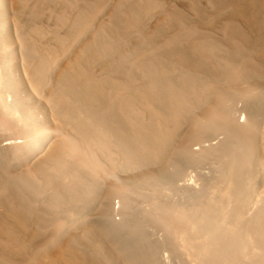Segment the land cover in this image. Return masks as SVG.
Returning <instances> with one entry per match:
<instances>
[{"label":"rangeland","instance_id":"rangeland-1","mask_svg":"<svg viewBox=\"0 0 264 264\" xmlns=\"http://www.w3.org/2000/svg\"><path fill=\"white\" fill-rule=\"evenodd\" d=\"M28 1L29 0H27V2ZM38 1L37 0H31L30 3H28L29 7L26 9H24V8L22 9L20 4H18V6H17V3H15L16 0H0V17H1L0 20H3V19L7 20L6 27L0 26V32H2V34H4V37L0 40V55L1 56H6V57L12 58L16 54H18L21 57L25 51L19 47H14V45L12 47L10 46V41L8 39V38H10L9 29H12L14 26V20H13V16H14L15 21L17 20V22L20 21L22 24H26L27 27L25 26L24 32H26V35L28 36L27 40H31V43H30V41H28V42H29V44H32L34 46L37 53H39L38 51H40V52H43L40 54H42V55L44 54L45 56H48L49 53L51 52V50H55V51L58 50L57 53L59 55V59L54 64V66L51 68V70L48 72L50 78L52 75H54L52 77V81L55 80L57 73L66 67L68 62H72V63H76L75 64L76 70H81V71L83 70V72H85V73L88 72V74L92 78H95L98 76L97 77L98 79H94V80H96L100 84L101 83L104 84L102 88H103V91L105 92V95H110V90L113 88L114 81H117L116 83H118L117 85H119V81L122 80V82H120L121 85H119L120 87L119 86L116 87L117 85H115V87L118 89L125 88L122 86L124 84L123 82L128 78L127 75L130 76V74H132L131 72H133V73L135 72V71H133V68L138 67L136 73L134 74L135 78L131 80L132 83L130 84L129 82H125L126 85H131V86H129L130 87L129 89H126L125 93H131L132 95H135L137 91L133 92V90L138 89L139 90L138 92H140L141 90H143V88L147 87L146 85L149 84L150 78L145 73V69L147 68V66L151 67V64L154 63V69H156L162 73L167 72V73H163V74L165 76L167 75L166 77L173 80L178 86H180V87L182 86L183 88L187 87V82H188L187 77H189V76H187V74H190L193 77L192 79L195 80V81L194 80L193 81L198 85V89L195 92L189 93L188 101H195V102L186 103L185 104L186 106L182 107V108L188 110V109H190V107H192L191 104L195 103V105L196 104L197 105L196 106L193 105V108H195V107H198V108L190 109V113L184 112V110L181 108L182 110H180V111H182V112L179 111V116L182 117L184 115L185 119L183 117H182V119H184L185 121H183L180 118L181 123H183L184 125H182V127H180L181 130L178 128L175 129V131L180 130V131H177L180 134L174 131V134L172 137L174 139H177V140L172 139V142L174 141L172 144L175 147L181 145L183 141L184 142L186 141L188 144V151L186 152L187 154L184 153L182 155L175 156L172 159V160L175 159L176 163L178 164V165L176 164L177 166L174 164H171L174 161H164L163 164L158 165V166H156V165L159 162H156V163L155 162H152V163L151 162H148V163L143 162L141 164L145 165V164L151 163V166L146 165L147 167L146 168L144 167V169H146V170L143 169V166H141L139 168V166H140L139 163L136 164V162H134L135 164H133V162H131L126 157V155H124V156L122 155V154H124V153H122L123 151L120 148H118L117 146H114V144H112V143H106L105 142L104 148H101L103 146H101L99 144H95L93 142L90 143L89 140L84 142V140H86V139L81 140L80 136L75 135L77 133L75 132V130L73 128L74 121H72L73 123L69 122L67 124H63L61 127H63L64 125H66V126H64L65 129H64V127H63V129H61V127H60L61 130L59 129L58 131H61V132L53 131V133L51 134V136L53 138H57V135H59L60 133H61V135L64 136V133H65L67 135H73L76 137V139L78 138L79 140H81V141H79L77 139L79 141V143H81V144L84 143V145H82L84 155L87 156L86 153L88 152V154H90L88 156V158L90 160H92V162H93V165H92L93 167H90L87 170H94L92 173V174H94L93 175L94 177H96L98 175L97 178H98V180H100L99 182L101 185V187H100L101 188V196L95 202L81 207L80 210L75 214H72V212H69V211L62 208L64 211L69 212L68 214H71L70 216L74 215L75 219H76L75 222L72 220V222H73L72 224L70 222H68L69 225L68 224L62 225L64 228L69 229V227L73 226V224L76 223V225L74 224L75 228L72 227L68 231H67V229L61 228V230L64 229L63 231L65 233L63 234V231L60 232V229H55V227H53V226H57L56 221L59 218H61V219L63 218L64 221H71L70 219L67 218L69 215L66 216V214H65L66 212H64L63 210L60 209L61 211H59V215L56 214L54 216V213H56V210H58V209L47 210L48 208L45 207V203H43L42 201L41 202L38 201L39 200V199H37L38 197L36 198L37 199L36 204H38L39 209L38 208L37 209L39 211L42 209V207H44L46 209L43 208V210L41 212H39L38 210L36 211V208H34L35 206L30 208V206L32 204L31 202H34L36 200V199L31 200V197L33 198L36 194L34 196L29 197L30 194L34 193L33 191L26 189V188H18V191L22 190V192H23V193H18L17 189H15L16 190L15 193H17V196L19 195L21 197L18 196L17 198L12 199V202H14L16 200V202L14 203L15 206L24 212L27 211V213H26L27 217L31 216L30 218L28 217L29 222H30V229L27 228V230L26 229L21 230V233H23L22 237H24V239L31 240L30 246H33L35 244L34 247L43 245L45 248H47V247L51 248L50 252H49V249H47L46 255L44 257H42V259H41L42 264H49V263L51 264L50 258L55 257L58 254V252L60 251L61 245L63 243L66 244L67 242L72 241V240H76L75 242L74 241L72 242L74 247L76 248V250L78 252L81 251V253L85 254L86 257L89 258L90 261L92 260L91 262L96 263V264L101 259H102V261H100V263L102 262V264H106L105 261L103 260L104 255H102V254H108V255L110 254V256H112V257L114 256V258H115L114 261H117L118 264L128 263L126 261V259H127L126 256H131V257H133V259L134 258L138 259L136 261L134 260V262H135L134 264H136V262H138L139 260L141 262H139L138 264L143 263V261H144L143 264H145L146 263L145 259L146 260L152 259L153 261H150V263L154 262L153 264H199L198 262L202 263L201 261H203L205 259H203L204 256L199 257V254L202 255V253H205L204 249L203 248L199 249L196 247V249H199L198 250L199 252L197 254H195L197 252V250L195 249V246H192L193 241H191V243L188 244V245H191L192 247L186 248L188 246H186L185 242H187L188 240L185 241V239L191 238V237L193 238V236H197V238L195 237V239H196L195 241H200L201 239H205V237L200 239L199 238L200 233L195 235L196 229L192 230L195 233L194 235H192L193 233L191 234L192 231H190L189 236H191V237L188 236L186 238H185V236H181L179 233L174 231L173 228H171V230L166 229L169 226H171L169 224L167 227L166 224H168V223H166L167 220H165V219L169 218L168 216H170V214L165 216L166 214L169 213V211H168V213L165 212V214L164 213L161 214L160 212H157V211L160 210L162 206L159 207V206H155V205H157V204L162 205V203L163 204L166 203L165 208L169 209L170 208L169 204H171V203L176 204L177 202L178 203L181 202L179 205L183 206V210L189 209L192 207H197L196 206L197 201H198V204H201L202 202H208L209 199L212 198L211 193L218 194V193H216L217 188L222 187V189L227 190L228 189L227 186H229V187H231L232 185L234 186L236 182H240V181L241 182L239 184V187L241 185H242V187H247V191H246L247 195L245 197H241V198H237V199L234 198L233 194L229 195L231 199H232V197H233V199H235V200L232 199L234 201V203L237 202V200H238L237 203L233 204L232 201H230V199L227 198L228 195H226V194H228L227 192L229 189L227 190V192L225 190H223L224 193H222V191H220L219 195H217V196L219 197V199L221 198L219 201L220 203H221V201L222 202L225 201V203H226L225 207L226 208H227V206H230V204H231V207H234V205L238 206L235 208H237L238 209L237 211L240 212L239 217L241 219L243 227H244V223L250 219L248 224L245 223V228H241L242 229L241 231H243L242 233H240L241 235H237V236H239V237L242 236V239L245 241H248L247 239H250L249 242L253 241L254 244L253 243L250 244L247 242V245L245 246L246 248L238 247L235 249L234 254L236 255L238 253V251H242L241 253L240 252L238 253L239 254L238 256L243 255V257H241V258H243V260L245 259L244 260L245 262L250 261L249 263L247 262L246 264H259L258 260L262 259L264 257V253H262L264 251V234H261V235H258V234L264 233V232L259 231L257 233L256 232L257 230H255L253 233L254 229L251 228V225L258 221V220L257 221L255 220L256 217H259L258 215H263L262 211L260 212V210L264 209L262 206V205H264V203H263V201H264V199H263L264 198V170H262V168H264V163H263V161H264V146H262V145H264V142L262 140H259L261 137L264 138V133H263V131H264V72H263L264 71V37L262 36L264 34V7H262V6H264V5H262V6L260 5V4H263L264 0H260V1H263L260 4H257L259 2V0H256L257 1L256 3H253V2H255L254 0H252V1L251 0H217V1H213V0H104L102 5H101V9L98 11L99 13L96 12V6L98 4V0H94V1L93 0H71V1H68V0H49V1L43 0L42 1V0H40L41 2L40 1L38 2ZM95 1H96V3H95ZM218 1H220V2H218ZM69 2H71V3L69 4ZM152 2H154V3H152ZM216 2H218V3H216ZM35 3H37V7L35 6ZM90 3H92V4L89 5ZM147 3H150V4H147ZM141 4H143L142 6H145V7H142ZM214 4H216V6ZM73 5H75V8H77V12H75L76 9L74 8ZM123 5H125V6H123ZM155 5H157V6H155ZM83 6L86 9L89 8L87 10V11H89V13L96 12L98 15L96 13H95L96 15L94 14L91 21L89 22L88 29L84 33H82L83 36L81 34L80 35H74L72 33V31L71 32L68 31L69 28H65L64 26L65 25L67 26L68 23L70 25V23H71L70 21L74 20V19H71L69 21L68 17L69 18L76 17V15L78 14L79 11L84 10ZM217 6H220V7H217ZM32 7L35 10L37 9V12H39L37 17H34L35 14L32 15L30 13V10L32 9ZM34 7H36V8H34ZM148 7H151V8H148ZM143 8H145V9H143ZM86 9L83 12H86ZM240 9L244 10V11H241ZM150 11H151V13H150ZM238 11L239 12L241 11V12L239 13ZM1 12L3 13V16H2ZM37 12H36V14H37ZM10 13H11V15H10ZM64 13L66 15H64ZM75 13H76V15H75ZM131 13L136 14V16H137L136 21L137 22L130 23L131 16H133ZM112 14H114L116 16H114ZM125 14H126V17L124 16ZM128 14H129V18L127 17ZM243 14H245V15H243ZM63 16L65 17L66 21H64L65 19ZM111 16H113L114 19H112L113 17H111ZM143 17H144V19H143ZM110 19H112V20H110ZM208 19H212V20L215 19V21H211ZM212 22H213V24H212ZM96 25H98L99 27ZM180 25H181V27H180ZM233 25H235V26H233ZM32 26L33 27L38 26L40 29V33H36L34 30H32ZM119 26H121V27H119ZM67 27H70V26H67ZM104 27H105V30H103ZM133 27H135V28H133ZM117 28H119V30H117ZM131 28H133V29H131ZM231 28L233 30L236 28V30H234V31H236L234 34H233V32H229V31H233ZM65 29L67 31H65ZM193 29H194V31H193ZM131 30H133V31H131ZM160 30H162L163 32L162 31L160 32ZM102 31H105V33ZM124 32H126V33H124ZM69 33H71V34H69ZM39 34H42V35L39 36ZM66 34H68V35H66ZM72 35H74V36H72ZM121 35H122V37H121ZM165 35H167V36H165ZM169 35H172L173 38H172V36H169ZM232 35H235L234 38L231 37ZM55 36H57L58 39L55 38ZM59 36H61V37H59ZM65 36H69V37H65ZM123 36H124V38H123ZM183 36H184V39H183ZM62 37H64L66 39V40L65 39H63V40L68 45V51H67V49H64V50L61 49V48H63L62 42H60L62 40ZM77 37H78V40L75 41V39ZM196 37L198 39L197 41H196ZM69 38H71V39H69ZM73 38H75V39H73ZM181 38L183 41L179 42V41H181ZM59 39H61V40H59ZM67 39L69 40V42ZM202 39L204 41L206 40V43H207V41H209L210 43H207V44L215 47L213 53H215V54L219 53V55L213 54V57H210L208 55V53H206L207 51L205 49L199 47V45L202 44V42H203ZM95 40H97L96 41L97 43H99L101 45H105V56H96L92 61H89V62H87L88 60L84 57L82 60H81V58L76 59V57H78V56H74V55H77L79 53L81 47L85 43L90 42V41H95ZM168 40H169V42H168ZM81 42H83V43H81ZM167 42H168V44H167ZM186 42H188V43H186ZM211 42H214V45ZM179 43H182V44L185 43L183 45L184 47H182L181 46L182 44L180 45ZM192 43H194V44H192ZM203 43H205V42H203ZM153 45H155L156 47ZM165 45H167V46L165 47ZM196 45H198V46L196 47ZM118 46H119V48H118ZM158 46L161 48L158 49L159 51L154 52V50H152V49L156 50L157 48H159ZM169 46H171V48ZM10 47L13 49H11ZM151 47H152V49H151ZM163 47L166 49H164ZM194 47H196V48H194ZM113 48H114V50H113ZM190 48H192V50ZM220 48H221V50H220ZM42 49H43V51H41ZM171 49L173 51H171ZM198 49H200V50H198ZM165 50H167L168 52L166 53ZM195 50H197V51L195 52ZM75 51H77V52H75ZM169 51H171V53ZM185 51H187V52H185ZM219 51H221V52H219ZM172 52H174V53H172ZM182 52H184V53H182ZM198 52H199V54H198ZM158 53H161V54H158ZM131 54H133V56H131ZM156 54H158L159 56ZM183 55L187 59H191V60L190 61L181 60L180 58ZM72 56H74V57H72ZM171 56H175V57L173 58ZM216 56L219 57L218 62H220V63H221L220 60L225 59L223 64H221V65H223V68H222L223 70H220L221 67H219L218 65H216V66H218L219 68H215L216 70H213L215 67V66H213L214 64H209L210 66H207L208 64H205V63H209L207 61H211V59L215 60ZM121 57H123L124 59H121ZM153 57H156V59L152 60ZM110 59H112V60H110ZM94 60H97V61H94ZM129 60H131V61H129ZM231 60L235 61V63L238 62L239 63L238 65L240 66V68L246 64L250 66V67L244 66V68L242 67L241 69L239 67H237L240 72L241 71L244 72L246 70L245 75H249L248 73L251 74V72H253V73L257 72V74L255 73V75H258V76H255L252 73L251 75H253V76L249 75L248 78L246 76L247 80H249V81L241 82L243 84L237 82L238 83L237 84L235 82V80L229 79V75H227V73H229V69L227 68L228 62H230L231 64L233 63V65H237V64H234V62H232ZM164 62H165V64H163ZM86 63H87V65H86ZM145 63H146V65H145ZM185 63H187L189 65L186 66ZM210 63H213V62H210ZM80 64H81V66H80ZM173 64H175V65H173ZM204 65H206L208 68H206V66H204ZM99 66L101 68H98ZM131 66H133V68H131ZM176 66H178V67H176ZM60 67H62V68L60 69ZM190 67H194V68H190ZM79 68H81V69H79ZM195 68H196V70H194ZM248 68L250 70L249 72L247 70ZM116 69L117 70L120 69L119 72H121V73L117 72V74H116L115 73L117 71ZM165 69H167V70L165 71ZM130 70H132V71H130ZM134 70H136V69H134ZM169 70H171V71H169ZM253 70H256V71H253ZM90 71H92V73ZM105 71H108L107 74ZM212 71H215V77L218 76L217 79L220 80L221 82L216 81L215 77L214 78L209 77L210 74H212ZM7 72L10 75V78L15 79L20 72H24V71H23V68L18 69V67L16 68V67L12 66V68ZM192 72H194V73H192ZM51 73H53V74H51ZM103 74H106V75H103ZM180 74H182V75H180ZM185 74H186V76H185ZM216 74H218V75H216ZM93 75H96V76L93 77ZM179 75L182 77H178ZM242 75L245 76L244 73H242ZM132 76H130V77H132ZM116 77L117 78L120 77L119 80H115ZM203 77L206 79H204ZM249 77H251L252 79H249ZM174 78L177 80H175ZM179 78H182V79L184 78L183 79L184 81L180 80ZM223 78H224V80H222ZM261 78H263V79H261ZM129 80L130 79L128 78V80H126V81H129ZM207 80H210L209 81L210 83H208ZM241 80H242V78H241ZM103 81H105V83L108 81V83H106V85H105V83H103ZM177 81L178 82L181 81L182 84H181V82L178 83ZM201 81H207L206 82L207 85L204 83H201ZM211 81L218 82V83H213ZM232 81H234L235 83H231ZM242 81H245V79H243ZM145 82H146V84H142V85H144V87L142 85H140V83H145ZM219 82L221 84H219ZM208 84H210V85H208ZM211 85L214 87H212ZM215 85L217 87H215ZM254 85H255V87H254ZM135 86H137L136 89H134ZM203 86H208L210 91L207 90V88L203 87ZM228 87H230V88H228ZM204 88H206L207 91L204 90ZM212 88L216 89V90L213 89V91H215L214 94L211 91ZM247 89H250L252 91H250V90L242 91V90H247ZM257 89H258V91H256ZM115 90H116V93L118 91L119 92L122 91V90H117V89H114L113 91L115 92ZM113 91H111V92H113ZM123 92L124 91H122L121 94H124ZM203 92H205V93L209 92V94L205 95ZM222 92H224V93H222ZM252 92H254V93H252ZM193 93H195V95H193ZM114 94L115 93H111L112 98H113L112 95H114ZM220 94L225 95L226 97H224V98H226V99H221L223 101L218 100L221 98L219 96ZM23 95H24V92H23ZM204 95L206 97L202 98V97H204ZM208 95H211V96H208ZM114 96H116V95H114ZM251 96H253V97H251ZM106 97H108V96H105V99L107 100ZM120 97L121 96H116L117 99ZM117 99H113V100H117ZM193 99H195V100H193ZM199 99H201V101H199ZM106 100H105V103L107 102ZM108 100L110 101L111 99H108ZM116 102H118V101H113V103H116ZM153 102H154L153 105L157 108L161 107L160 109H162V107L164 105L166 107H169V106H167V103H164V102L161 103V101H158V100H155ZM201 102H203V104H201ZM212 102L214 103L213 106H211ZM140 103L141 102H139V104ZM218 103H220V104H218ZM109 104L111 105L112 103H109ZM139 104L137 103L136 106H138V107H136V109L137 108H139V109L141 108V109L139 111L137 109V112H139L138 114H137V112H135L136 115H138V117H139V118H137L138 121L140 120L139 122L146 123L147 121L150 120V118H152L156 115L157 117L155 116L156 118H154L155 119L154 123H156V126L158 128L165 130V127H166V129L169 127V126H167L168 124L170 125L169 120L165 121L163 119V118H167L166 115H159V114L157 115L156 113H154L152 111H147L150 109H146V107L143 103L140 104L141 106ZM187 104H190V105H187ZM217 105H218V107H217ZM105 106H107V105H105ZM203 106H206L209 109L208 110H207V108L203 109L204 108ZM223 106L226 108H224ZM244 107H247V108H244ZM108 108L109 107H107V108L105 107V115H107V117H110L112 119L111 120L109 118V120L111 121L110 123L122 124V126H124L125 128L126 127L127 128H137V126H139V124H138L139 122H137V124L132 123V121H134L133 119H130L129 121H127V118L129 119L130 117L125 118V114H123L122 112H118L119 110L116 109L114 105H112V109L115 110V112L114 111L112 112V109H108ZM163 108L164 109H162V110H164L165 112L169 110L168 108H165V107H163ZM223 109H225V110L223 111ZM227 109L231 110V112H234V113H229L230 111ZM246 109H248V110H246ZM201 110H203V111H201ZM213 110L223 112L224 113L223 115L225 116V118L222 115V113H220V115L223 116V118H224V120H226V122H222L223 120H222V118H220L221 116L211 115ZM232 110H234V111H232ZM41 111H43V109ZM227 111L229 114L225 113ZM241 111H243L244 113H242ZM44 112H45L44 114H40L41 117L44 116V117H46V119L51 118L54 120V117H53L52 112H51V108L46 103H45ZM108 112L111 114H109ZM140 112H142V114H140ZM237 112H238V114H235ZM248 112H250V113H248ZM48 113H49V115H47ZM146 113H147V115L144 116V114H146ZM180 113H184V114L180 115ZM151 114L152 115L155 114V115L151 117ZM186 114L188 117L186 116ZM197 114H199V115H197ZM239 114H242V115H239ZM244 114L251 117L250 122L245 123L244 117H242ZM250 114H252V115H250ZM136 115H135V117H136ZM139 115H141V116H139ZM208 115H210V116H208ZM226 115H228L229 117L226 118L227 117ZM164 116H166V117H164ZM193 116H195V117H193ZM206 116H207V119L208 118L211 119V123H206V125H209V124L211 125V126H208L207 129L205 128V125L203 124L204 120H207L206 118L204 119V117H206ZM259 116H261V117L258 118ZM197 117H199V119H197V121H196L195 119ZM217 117H219L218 119H220V120H218ZM230 117H233L234 119H232V121H231V120H229V119H231ZM240 117H241V119H238ZM200 119L203 122V123L200 122L201 126L204 125L203 129H201L200 126H199L200 129H199L197 126L198 120L200 121ZM122 121H125V122L122 123ZM242 121H244V122H242ZM151 122L153 123V120ZM166 122H168V123H166ZM207 122H209V120ZM218 122H221L222 124L221 123L218 124ZM229 122H231L232 124ZM226 123H228V124H226ZM241 123H243V124H241ZM164 125H165V127H164ZM221 125H222V127H226V129H227V127H230V130H228V131H230L231 134H234V133H237V134L229 135L228 131L224 132L225 129L224 130L220 129L219 126H221ZM227 125H230V126H227ZM233 125L235 127H237V129H235V127H233ZM241 125H243V126H241ZM258 125L260 126V129H259ZM67 126H68V130H66ZM70 126H72V127H70ZM194 126H195V128H194ZM252 126H254V127H252ZM209 127H212V129H209ZM255 127H256V129H255ZM193 128L194 129L198 128L200 131L194 130ZM189 129H192V131L190 133L188 132ZM242 129H246V130H242ZM252 129H255V130H252ZM232 130H234V133ZM195 131H198V132H195ZM201 131L203 132V134L200 133ZM247 131H249V132L247 134H245ZM175 133H177V134H175ZM198 133H200L201 135H206V136H204L205 139H198V140L193 139L191 141L188 139V135H186V134H191L190 136L193 135L192 137L197 138L196 136H198V137L201 136ZM260 133H263L262 136ZM61 135H59L58 137L63 138V136H61ZM177 135H179V136L177 138H175V136H177ZM237 135L249 137V138H250V136H252V138L254 140L252 138H250V139H252L253 142L256 143V144H254V146H260V151H259V147H255L254 152L257 154L251 155V156L255 155L253 162L255 161L254 166L257 165V168L256 169L254 168L255 172L252 171V174H251V172H249L250 167H248V164L246 166L247 168L242 167L243 169H241V166H245V160L238 159V158H236L237 156L234 159H232L233 157L226 155V152L222 151V149L223 150H225V148L228 149V147L233 144L235 138L238 137ZM247 135H249V136H247ZM256 135H258V137H255ZM184 136L188 140H186L184 138ZM222 136H223V138H221ZM230 136H232L233 139ZM180 137H182L184 139H182ZM209 137H213V138H211L213 141L210 139L207 140V138H209ZM201 140L208 142L210 146L207 145V143L203 144L204 146L201 145L202 143H205V142H202ZM223 140H225V141H223ZM196 141H198L197 143H199L198 146H200V147L196 146L194 148V146L196 145ZM257 141H262V142L260 144V142L258 143ZM47 142H49V139L47 140ZM200 142H202V143H200ZM5 143L7 145L9 143V141H6ZM89 143H90V145L91 144L93 145V146L91 145L90 148L88 147ZM94 144H95V147H94ZM219 144H221V145H228L229 144V146H221ZM257 144H259V145H257ZM220 146H221V148H219ZM106 147H109V148H106ZM197 147H198V149L202 148L199 152L204 151V149L206 147H211V148H210V152H209V150L204 151L205 153L208 152V154L202 156V155H200L201 154L200 153V154H198V156H196L197 152H195V150H197ZM223 147H225V148H223ZM8 148H6V150H7L6 151L5 148L3 150V147H0V152L2 150H3L2 152H5L3 154H2V152L0 153V156H1L0 157V178H2L4 176V174H6L7 171L9 172L8 169L13 171V169L17 167V166L15 167V165L17 164V163L15 164V162H13V163L10 162V164L12 163L14 166H12V165L10 166V164H8L9 161L17 159L16 155L14 154V152H15L14 149H13V153H12V147L11 148L8 147ZM190 151L193 152V155H195L196 157L191 156L190 154H192V153H190ZM45 152H46V149H45V151H42V150L38 151L36 155L32 154L33 156L29 154L28 156H26L27 157L26 160L24 157V161H23V159L20 160V158H18L19 161H21V163L18 162L19 166L21 164L20 169L18 168L19 170H17V168H16L15 171H13V172L10 171V172L16 173L19 171H24L32 163L35 162V160H32L34 158V156H35V159L37 160L39 158H42V153L44 155ZM216 152L217 153L221 152L223 154L220 153L221 154V156H220L219 154H216ZM242 154L243 153L241 152V154H239V156L240 155L242 156ZM259 154L262 156H260ZM14 155L16 157L15 159L13 158ZM111 155H112V157H110ZM188 155H190V156H188ZM7 156H9V157H7ZM245 156H243V157H245ZM6 157H7L8 162H6ZM10 157H12V159ZM179 157L181 159H179ZM247 157H249V156H247ZM259 157L262 161H258ZM9 158H10V160H8ZM239 158H242V157H239ZM245 158H243V159H245ZM18 159H17V161H18ZM249 159H251V157H249ZM29 160H32L33 162L29 161ZM177 160H179V161H177ZM184 161H186V162H184ZM249 161L252 162V160H249ZM257 161L262 162V164L258 163ZM5 163H6V165H5ZM160 163H162V162H160ZM233 163H236L235 167H234ZM252 163H250V164H252ZM256 163H258V164H256ZM133 165H136L138 167L133 168ZM170 165H171V167H168ZM136 166H134V167H136ZM153 166L155 168H153ZM260 166H262V168H260ZM12 167H13V169H12ZM232 167H234V169ZM169 168H170V170H168ZM230 168L233 169L235 174H237L236 175V178L238 177L237 180L234 177L235 175H234L233 171L230 170ZM6 169H7V171H6ZM130 169L131 170L133 169V171L130 172L131 171ZM137 171H139V172H137ZM235 171L239 172V174L236 173ZM169 174H171V175H169ZM232 175H234V176H232ZM247 175H249V176H247ZM228 176H229V180H232L231 183H230V181H226ZM238 179H239V181H238ZM249 179H251L252 181L250 180L251 182H249L248 181ZM233 181L235 183H232ZM247 182H249L250 184H247ZM253 184L256 185V187H254V189H253V186H254ZM167 185H169V187L166 188ZM236 185H237V183H236ZM216 186H217V188H216ZM239 187H237L236 189H239ZM162 188H164V189H162ZM232 188H235V186ZM23 189H25V190H23ZM214 190H215V192H214ZM230 190L233 191L231 188H230ZM241 190H242L243 194H245L243 189H241ZM236 191H238V190H236ZM111 192L113 193L112 194L113 197L110 198L109 195ZM123 194H127L125 196H129L130 197L129 199H131L132 203L130 205H128L124 211H121L120 208H118V206L115 205L116 204L115 201L117 200L115 198H116V196L123 195ZM0 196H2V195H0ZM206 196H207L206 199H208V200L204 201ZM225 196H226V198H225ZM2 197H0V199L2 198V200H0V211L3 210V207H4L3 204H5L7 206V204L9 203V202H6L4 196H2ZM213 197H214V199L218 198L215 196H213ZM27 198H30V200H29V202L31 203L30 206H29L28 202L26 203ZM243 198H244V200L249 199V201L245 202V201H243ZM3 199L5 200V202L3 201ZM211 200H213V198ZM211 200H210L211 204H209V205H212L214 202ZM133 201H135V202H133ZM153 202L154 203L157 202V203L154 204ZM215 202H217V201H215ZM24 203H25V205H24ZM227 203H229V205H227ZM16 204L18 206L21 205V207H22V205H24L23 206L24 209L21 207H18ZM26 204H28L27 205V207L29 206L28 208L26 207ZM39 204L40 205L43 204L44 206L42 205V207H41ZM204 204H206V203L201 204V207H203ZM224 204H220V205H224ZM242 204H245V206L247 205L245 211L247 210L246 212L248 213V215H247V213H244L245 211H242V208H241ZM179 205L176 204V207H179ZM114 206H115V208H113ZM187 206H188V208H187ZM198 206H200V205H198ZM156 207H158L160 209H157V211H155L156 213H154L152 211V209L154 210V209H156ZM201 207H197V208L201 209ZM215 207H219V204H218V206H215ZM220 207H219V209H220ZM32 208L35 209V211H36V212L34 211V215H32L33 214V212L31 211V210H33ZM86 208H88V209H86ZM175 208L174 209L172 208L173 209L172 214L173 215L174 214L179 215V213H176L179 211L177 210V208L176 209ZM243 208H244V206H243ZM260 208H263V209H260ZM116 209L118 212L116 211ZM196 209L194 208V210H196ZM202 209L204 210V207ZM222 209H223V206H222ZM231 209L232 208H230L228 211H230ZM84 210H86V211L84 212ZM205 210H204V212H205ZM3 211L0 212V216H2L5 213ZM214 211H216V209ZM223 212H226V211H224V209H223ZM28 213H32V214L28 215ZM35 213H37V214H35ZM49 213L52 215H50ZM81 213H82V215L80 217L79 215ZM83 213H84V215H83ZM206 213H208V211L205 212V214ZM219 213H220V211L218 210L217 214H219ZM155 214H157V215H155ZM172 214H171V216H172ZM210 214H212V215H210ZM217 214H214V212L209 213V215L212 217H210L209 215H208L209 217H207V216H204L201 214V216L204 217V218H201V216H199V213H198V216L204 220L202 222V220L200 219V222H202L205 226L210 225V227H213L217 224V222H214L216 219L218 221V224L220 222H223L222 221L223 218L222 217L219 218V216H224L225 214L224 213H222L223 215H221V214L217 215ZM244 214L246 217L247 216H249V217L246 218L244 216ZM48 215L50 217H47ZM63 215L67 219H65L63 217ZM178 215H174V216L178 217ZM226 215H229V214H226ZM230 215H232V214H230ZM234 215H236V214H234ZM122 216H124V217L127 216V217L122 219ZM161 216H164V219H162ZM213 216L217 217V218L213 219ZM45 217L48 218V220ZM156 217L160 218V219H157ZM165 217H167V218H165ZM195 217H197V216H195ZM206 217H207L208 221L205 220ZM236 217L239 218L238 215H236ZM37 218L39 220H41L42 222L37 220ZM51 218H56V219L52 220ZM172 218H173V216H172ZM172 218H169V220ZM225 218L226 217H224V219ZM234 218L235 217H233V219H232V217L230 216L229 219L235 220V222L239 221V219H237V218L234 219ZM72 219H74V217ZM210 219H213L212 222H209V221H211ZM242 219H247V220H242ZM30 220L31 221L33 220V221L31 222ZM49 220H52L51 221L52 223H49ZM121 220H123V221H121ZM172 220L180 221L179 218L172 219ZM172 220H170V221L174 222ZM193 220H197V218L194 219V217H193ZM198 220H199V218H198ZM198 220H197V222H195L196 224L200 223ZM227 220H228V218H227ZM227 220H224V221L228 222ZM232 220H231V222H232ZM261 220L264 223V219H261ZM38 221H39V224L41 223L44 225L46 223L45 226L48 223L47 227H45V226L43 227L40 224L41 228L43 227V231L41 230L40 227H39L40 230H38L39 228L37 229ZM43 221H45V223H43ZM79 221L81 223L78 224L77 222H79ZM162 221H164V223H162ZM82 222H84L82 225L83 227L81 226ZM167 222H169V221H167ZM262 222L259 221L258 223H262ZM64 223H67V222H64ZM193 223L194 222H192V224L189 223V225L191 224L190 226H192ZM213 223H215V225ZM35 224H37V225H35ZM88 224H90V225H88ZM196 224H194V227ZM224 224H229V223L223 222V225ZM64 225H66L68 227H65ZM189 225L187 226L188 229H191V228L194 229L193 226L191 228H189ZM262 225H264V224H262ZM32 227L37 229L38 235H34V236L32 235V232H31ZM87 228H89L88 230L90 232L88 230H86ZM106 228L107 229L109 228V230H107L109 233H105V232H107ZM52 229H54L56 231H54ZM82 230H84V231H82ZM168 230L170 231V233ZM52 231L57 232V233L56 234L52 233ZM78 231L80 234L78 233ZM85 231L89 232L90 235H88V233H86ZM58 232H60V233H58ZM51 233L54 235H57V234H59V235H57L56 237L53 238L54 235H52ZM69 233L73 237L69 238L70 236H67V234H69ZM205 233L206 232H201V235L207 236V233H206V235H205ZM245 233H246V235H244ZM251 233H253L254 236L256 234V236H255V237H257L256 241H254L255 239H252L255 237H253ZM48 234H51V235L48 236ZM83 234L84 235L86 234V236L88 235L90 237L84 238L85 236H83ZM227 234H229V233L226 232L225 235H227ZM231 234H233V233H231ZM81 236H83V237H81ZM233 236H230V237L232 238ZM243 236H245V237H243ZM26 237H28L30 239H28ZM39 237H41L42 239ZM59 237L60 238L63 237V238H61V240L58 239V241L60 243L57 242L58 243V245H57V243H56L57 240H55V238H59ZM78 237H80V239ZM36 239H37V242L35 243ZM51 239H53V240H51ZM70 239H72V240H70ZM197 239H200V240H197ZM225 239H227V238H225ZM192 240H194V239H192ZM202 241H208V240L205 239ZM257 241L258 242L260 241V243H257ZM51 242H55L56 245L53 244V246H52L50 244ZM44 244H46V245H44ZM90 245H91V247H90ZM100 245H104V246H102V248L103 247L107 248L106 249L107 251L101 250L102 252L105 251V253L99 252L100 251L99 249H102L99 247ZM182 245H184V246H182ZM93 246H97L95 248H99V249L98 250L94 249ZM117 246H120L122 248L117 247ZM257 246L259 248H257ZM30 248H32V247H30ZM30 248L28 250L24 249L25 252L23 251V249H20L19 253H18V250H16L17 254L15 253L16 251L13 252V253H15V254H13V258L16 261H24L25 259L28 258L27 255L29 256V254H30ZM86 248H88V249H86ZM190 248H192V249L194 248V249L188 251L187 249H190ZM249 248L251 249V251L249 250ZM103 249H105V248H103ZM120 249L121 250L123 249L124 251L122 250L123 252L121 253ZM91 250L92 251L95 250L96 252H99L102 255V256L99 255V257H103V258H100L98 260L97 257L91 256V254H93V252H90ZM118 250H120V251H118ZM95 251H94V254L96 256H98L99 253H96ZM190 251H192V252H190ZM86 252L89 253L90 256L87 255ZM166 252H168V253H166ZM248 252H251L252 255H249ZM27 253H29V254H27ZM260 253H262V255ZM192 254H194V255H192ZM196 255H198V256H196ZM257 255L258 256L261 255L262 258L257 257ZM110 256L106 255V257H110ZM124 256L126 257V259ZM194 256H196V257H194ZM205 256L207 257L208 254H205ZM245 256H247V257L245 258ZM209 257H207V258H209ZM17 258H19V259H17ZM94 258H95V260H93ZM200 258L202 260L198 261V259H200ZM257 258H259V259H257ZM129 259H131V258H129ZM129 259H127V260H129ZM254 260H255V262H254ZM61 262H63V263H61ZM61 262H60V264H67L66 261H64V260H61ZM130 262H133V261L131 260ZM206 262L203 261V263H206ZM108 263H109V261H107V264ZM110 263L114 264L116 262H110Z\"/></svg>","mask_w":264,"mask_h":264},{"label":"bare ground","instance_id":"bare-ground-1","mask_svg":"<svg viewBox=\"0 0 264 264\" xmlns=\"http://www.w3.org/2000/svg\"><path fill=\"white\" fill-rule=\"evenodd\" d=\"M30 1L31 0H29L28 2H27V0H16L15 3H17V6H18V4H20V6H21L22 9L23 8L26 9V8L29 7L28 3H30ZM47 1H49V0H47ZM68 1H71V0H68ZM103 1L104 0H98V4L96 6V12L97 13H99L98 11L101 9V5H102ZM213 1H217V0H213ZM254 1L255 2H253V3H256L257 2L256 0H254ZM218 2H220V1H218ZM218 2H216V3H218ZM261 2H263V1H260L259 0V2L257 4H260ZM70 3L71 2H69V4ZM95 3H96V1H95ZM152 3H154V2H152ZM91 4L92 3H90L89 5H91ZM147 4H150V3H147ZM142 5L143 4H141V6ZM214 5L216 6V4H214ZM260 5L261 6L264 5V2H263V4H260ZM35 6L37 7V3H35ZM73 6L75 8V5H73ZM123 6H125V5H123ZM155 6H157V5H155ZM36 7H34V8H36ZM142 7H145V6H142ZM217 7H220V6H217ZM262 7H264V6H262ZM148 8H151V7H148ZM75 9H76L75 12H77V8H75ZM83 9H84L83 11H85L86 8L84 7ZM88 9H86V12L79 11L77 15L75 13L76 17H72V18H69L68 17V20L69 21L71 19H74V20H71L70 21L71 22L70 25L68 23L67 26H70V27H67L66 25L64 27L65 28H69L68 31H70V32L72 31V33L74 35H80V34L82 35V33H84L88 29L89 22L91 21L92 17L96 13V12L89 13V11H87ZM143 9H145V8H143ZM241 11H244V10H241ZM36 12H37V9L35 10L32 7V9L30 10V13L32 15L35 14L34 17H37L38 16V13L39 12H37V14H36ZM150 13H151V11H150ZM245 14H243V15H245ZM10 15H11V13H10ZM64 15H66V14L64 13ZM112 15H114V14H112ZM132 15L133 16H131L130 23L137 22L136 21V19H137L136 14L134 13ZM2 16H3V13H2ZM114 16H116V15H114ZM124 16L126 17V14ZM111 17H113V16H111ZM127 17L129 18V14H128ZM0 19H1V17H0ZM64 19H65V17H64ZM112 19H114V17ZM112 19H110V20H112ZM143 19H144V17H143ZM13 20H14V26H13L12 29H9L10 38H8V39L10 41V46L12 47L14 45V47H19V48H21V49H23L25 51H24V53L22 54L21 57L18 54H16L12 58L6 57V56H1L0 55V147H3V150H4V148L6 150V148H8V147H10V148L12 147V153H13V149H14V151H15L14 154L16 155L17 159L20 158V160L23 159V161H24V157H25V160H26V158H27L26 156H28L29 154L30 155H32V154L36 155L38 151H40V150L45 151V149H46V152L44 153V155L42 153V158H39L37 160L35 159V156L33 158L32 157L33 155H32L31 156L33 158L32 160H35V162L32 163L33 161L32 160H29V161H32L31 162L32 164L27 169L24 168L25 169L24 171H19V172H16V173L15 172L14 173H11V172L15 171L16 168H17V170H19L20 169V166H21V164H20V166L18 164V162L21 163V161H19V159L17 161V159H15L16 157L14 155L13 158L15 160L9 161L8 164H10V162H12V163L15 162V164L16 163L18 164V165L17 164L15 165V167L16 166L17 167L14 168V169L12 167L13 171L7 168L9 170V172L6 169V171H7L6 174H4V176L2 178H0V195L4 196L6 202H9L8 204L6 203L7 206L5 204H3V206H4L3 207V210L4 211L3 210H1V211L5 212L4 213L5 215L2 213L4 216L3 215L0 216V264H42V261H41L42 257H44L46 255L47 249H49V252H50V249L51 248H48V247L45 248L41 244H40L41 246H37V247H34L35 244L33 246H30L31 240H27V239H24V237H22V234L23 233H21V230H24V229L27 230V228L30 229L29 218L31 216H28L29 217L28 218L27 217V214H26L27 211L24 212V211H22L21 209H19V208H17L15 206L14 203L16 202V200L14 202H12V199H15V198H17L19 196V195L17 196V193H15V191H16L15 189H17V191H18V188H26V189H29V190L33 191L34 193L33 194H30L29 197L34 196L35 194L36 195L34 196L35 198L34 197L33 198L31 197V200L32 199L35 200L38 197L37 198V199H39L38 201H40V202L42 201L43 203H45V207L48 208L47 210H49V209H51V210L58 209V210H56V213H54V216L56 214L59 215V211H61L63 209H65V210H67L69 212H72V214H75V213H77L80 210L81 207H83L85 205H88V204H91V203L95 202L96 200H98L100 198V196H101V188H100L101 185H100V182H99L100 180H98V178H97L98 175L96 177L93 176L94 174H92V173H93L94 170H87L88 168L93 167L92 166L93 165V162H92V160H90L88 158V156L90 155V154H88V152L86 153L87 156L84 155V151H83V148H82V145H84V143L83 142H82L83 144L79 143V141H81L82 139H86V140H84V142H86L87 140H89L90 143L93 142L95 144H99V145L103 146L101 148H104L105 142L106 143H112V144H114V146H117L118 148H120L123 151V152L121 151L122 153H124L122 155L123 156L126 155V157L131 162H133V164H135L134 162H136V164L139 163L140 164L139 168L141 166H143V169H144V167L146 168L148 165L151 166V163L152 162H155V163L156 162H159L156 165V166H158V165L163 164L164 161H174L171 164L176 165L177 163H176L175 159L174 160H172V159L175 156L182 155L184 153L187 154L186 152L188 151V144H187L186 141H185L186 143L183 141L182 144L180 143L181 145H179L177 147L173 146V144H172L174 142V141L172 142V139L173 140H177V139L172 138L175 129H177V128L180 129V127H182V125H184L183 123H181V119H182V117L185 119V117H184V115L182 117L179 116V111L183 109L184 112L190 113V109L193 108V105L194 106L197 105V104L195 105V103L194 104H191L192 107H190V109H188V110L182 108L183 106H186L185 105L186 103L195 102V101H188V99H189V93L190 92H195L198 89V85L194 82L195 80L192 79L193 77L190 74H187V76H189V77H187V81H188L187 82V87H185V88H183L182 86L180 87L173 80H171L170 78L166 77L167 75L165 76L163 74V73H167V72H163L162 73V72L154 69V63L151 64V67L152 68L147 66V68L145 69V73L150 78L149 84L146 85L147 87L143 88V90H141L140 92H138L139 90L136 89L137 86H135L134 89H136V90H133V92L137 91L136 94L134 93L136 96L135 95H132L131 93H125L126 89H129L130 88L129 86H131V85H126L125 82H129L130 84L132 83L131 80L135 78V75L134 74L136 73L137 68H138V67L137 68H133V66H131V68H133V71H135V72L134 73L131 72L132 74H130V76L133 75L132 76L133 78L130 77L129 75H127L130 80L129 81H126V80H128V78H127L123 82L124 84H123L122 87H125L123 89L116 88L119 85H121L120 82H122V80L119 81V85H117L118 84V83H116L117 81H114L113 88L110 90V95H105V92L103 91V88H102L104 84H102V83L100 84L99 82H97L96 80H94V79H98L97 78L98 76L95 77L96 75H93V77H95V78H92L88 74V72L85 73V72H83V70L82 71L81 70H76V68H75V64L76 63H72V62H68L67 65H66V67L64 69L60 70L57 73V76H56L55 80L52 81V77L54 75H52L51 78H50L48 72L51 70V68L54 66V64L59 59V55L57 53L58 50L57 51L51 50V52L49 53L48 56H45L44 54L43 55L40 54V53H43V52H40V51H38L39 53H37V51L35 50L34 46L32 44H29V42H28V41H30V43H31V40H27V37L28 36L26 35V32H24V28H25L26 24H22L20 21L17 22V20L15 21L14 16H13ZM208 20L215 21V19L214 20L208 19ZM64 21H66V19ZM212 24H213V22H212ZM6 25H7V20H5V19L0 20V26L6 27ZM38 26L37 27H33L32 26V30H34L36 33H40V29H39ZM96 26H98V25H96ZM233 26H235V25H233ZM119 27H121V26H119ZM135 27H133V28H135ZM180 27H181V25H180ZM133 28H131V29H133ZM103 30H105V27L103 28ZM117 30H119V28H117ZM234 30H236V28ZM234 30L233 31H229V32H233V34H234L236 32ZM65 31H67V30L65 29ZM131 31H133V30H131ZM161 31L162 30H160V32ZM193 31H194V29H193ZM102 32L105 33V31H102ZM124 33H126V32H124ZM42 34H39V36L42 35ZM69 34H71V33H69ZM66 35H68V34H66ZM74 35H72V36H74ZM172 35H169V36H172ZM165 36H167V35H165ZM234 36L235 35H232L231 37L234 38ZM262 36L264 37V34ZM3 37H4V34H2V32H0V40ZM59 37H61V36H59ZM65 37H69V36H65ZM121 37H122V35H121ZM55 38L58 39L57 36H55ZM71 38H69V39H71ZM123 38H124V36H123ZM172 38H173V36H172ZM63 39H65V38L62 37V40L59 39V40H61L60 42H62V46H63V48H61V49H63V50L64 49H67V51H68V45H67V43ZM73 39H75V38H73ZM183 39H184V36H183ZM76 40H78V37L75 39V41ZM197 40L198 39L196 37V41ZM96 41L97 40L90 41V42L85 43L81 47L79 53L77 55H74V56H78V57H76V59H80L81 58V60H82L83 57H84V58H86L88 60L87 62H89V61H92L96 56H105V45H101V44L97 43ZM182 41L183 40L181 38V41H179V42H182ZM68 42H69V40H68ZM168 42H169V40H168ZM168 42H167V44H168ZM203 42H205V43H203ZM203 42H202V44L199 45V47L205 49L207 51L206 53H208V55L210 57H213V54L214 55H216V54L219 55V53H216V54L213 53L215 47L207 44V43H210L209 41H207V43H206V40L205 41L203 40ZM81 43H83V42H81ZM186 43H188V42H186ZM211 43H213V45H214V42H211ZM179 44L181 45L182 43H179ZM184 44H182L181 46L184 47L183 46ZM192 44H194V43H192ZM155 45H153V46H155ZM166 46L167 45H165V47ZM197 46L198 45H196V47ZM169 47L171 48V46H169ZM196 47H194V48H196ZM118 48H119V46H118ZM160 48L161 47H159V48H157L155 50V49H152V47H151V49L154 50V52L159 51L158 49H160ZM221 48H220V50H221ZM11 49H13V48H11ZM164 49H166V48H164ZM190 49L192 50V48H190ZM113 50H114V48H113ZM167 50H165L166 53L168 52ZM198 50H200V49H198ZM41 51H43V49ZM171 51H173V50L171 49ZM171 51H169V52L171 53ZM196 51L197 50H195V52ZM75 52H77V51H75ZM185 52H187V51H185ZM219 52H221V51H219ZM172 53H174V52H172ZM182 53H184V52H182ZM158 54H161V53H158ZM158 54H156V55H158ZM198 54H199V52H198ZM184 55L181 56V58H180L181 60H183V61H190L191 60V59H187ZM74 56H72V57H74ZM131 56H133V54H131ZM217 56H216V59L214 58L215 60H212L210 58L211 61H207L209 63H205V64H208L207 66H210L209 64H214L213 66H215V67H214L213 70H216L215 68H219V67H221L220 70H223L222 69L223 68V65H221V64H223V62L225 61V59L224 60H220L221 61V63H220V62H218L219 57H217ZM171 57L174 58L175 56H171ZM121 59H124V58L121 57ZM154 59H156V57H153L152 60H154ZM110 60H112V59H110ZM94 61H97V60H94ZM129 61H131V60H129ZM210 62H213V63H210ZM232 62H234V64H237V65H233V63L231 64L230 62H228L227 68L229 69V73H227V75H229V79L235 80L236 83L237 82L241 83V82L249 81V80H247V78L253 72H251V74L248 73L249 75H245L246 74V70L244 72L241 71L245 75V76H243L242 73L237 68V67L240 68V66L238 65L239 63L238 62L235 63V61H232ZM163 64H165V62ZM86 65H87V63H86ZM145 65H146V63H145ZM173 65H175V64H173ZM185 65L187 66L189 64L185 63ZM216 65H218L219 67L216 66ZM12 66H14L16 68L18 67V69L23 68V71L24 72H20L15 79L14 78H10V75L8 74L7 71H9L12 68ZM80 66H81V64H80ZM204 66H206V65H204ZM207 66H206V68H208ZM244 66H249V65L246 64ZM244 66H242V67L244 68ZM176 67H178V66H176ZM61 68L62 67H60V69ZM98 68H101V67L99 66ZM190 68H194V67H190ZM79 69H81V68H79ZM134 69H136V70H134ZM119 70H117L115 73L117 74V72H119ZM166 70L167 69H165V71ZM194 70H196V68ZM247 70H248V72L250 71L249 68ZM130 71H132V70H130ZM169 71H171V70H169ZM253 71H256V70H253ZM90 72L92 73V71H90ZM105 72L107 74L108 71H105ZM119 73H121V72H119ZM192 73H194V72H192ZM255 73L257 74V72H255ZM255 73H253V74L255 75ZM51 74H53V73H51ZM106 74H103V75H106ZM180 75H182V74H180ZM180 75L178 77H182ZM216 75H218V74H216ZM185 76H186V74H185ZM246 76H247V78H246ZM251 76H253V75H251ZM255 76H258V75H255ZM209 77L210 78H214L215 77V71H212V74H210ZM217 77H215L216 78L215 80L216 81H220V80L217 79ZM119 78L116 77L115 80H119ZM241 78H242V80L245 79V81H242ZM179 79L180 80H183L184 78L183 79L182 78H179ZM204 79H206V78H204ZM249 79H252V78L249 77ZM261 79H263V78H261ZM175 80H177V79H175ZM222 80H224V78ZM207 81H208V83H210L209 82L210 80H207ZM207 81H201V83H204V84L207 85V83H206ZM180 82L181 81H179L178 83H180ZM211 82H213V81H211ZM220 82H219V84H221ZM235 82L232 81L231 83H235ZM103 83H105V81H103ZM106 83H108V81ZM106 83H105V85H106ZM213 83H218V82H213ZM142 84H146V82L145 83H140V85H142ZM181 84H182V82H181ZM241 84H243V83H241ZM115 85H117V86L115 87ZM208 85H210V84H208ZM142 86L144 87V85H142ZM203 87H206L207 90L210 91V89L208 88V86H203ZM212 87H214V86H212ZM215 87H217V86L215 85ZM254 87H255V85H254ZM206 88H204V90H206ZM228 88H230V87H228ZM114 89L122 90V91H124L123 92L124 94H121L122 91L121 92L118 91L116 93V90H115V92L113 91ZM213 89L214 88H212L211 91L214 94L215 91H213ZM214 90H216V89H214ZM248 90H250V89L242 90V91H248ZM111 91H113V92H111ZM250 91H252V90H250ZM256 91H258V89ZM23 92H24V95H23ZM205 92H203L205 95L206 94H209V92H207V93H205ZM111 93H115L114 95L121 96V97L118 98L119 99L118 100L116 98V96L112 95L113 96V98H112L111 97ZM222 93H224V92H222ZM252 93H254V92H252ZM193 95H195V93H193ZM205 95H204V97H202V96L201 97L202 98H205L206 97ZM105 96H108V97H106L107 100L105 99ZM208 96H211V95H208ZM219 96L221 97L220 99H218L220 101H223L221 99H226V98H224L226 96L223 95V94H220ZM251 97H253V96H251ZM108 99H111V100L109 101ZM113 99H117V100H113ZM105 100L107 101L106 103H105ZM155 100L161 101V103L162 102L167 103V106H169V107H166L165 105L164 106L162 105L163 107L169 109L168 111H166L167 113L164 110H162V109H164L163 107H162V109H160L161 107L160 108L159 107L157 108V107H155L153 105V103H154L153 101H155ZM193 100H195V99H193ZM113 101H118V102L113 103ZM199 101H201V99H199ZM139 102L143 103L145 105L146 109H150V110H147V111H152V112L156 113L157 115L158 114L159 115H166L168 119L167 118H163V119L165 121L169 120L170 125L169 124L167 125L169 127L166 129V127L164 125L165 130L158 128L156 126V123H154V121H155L154 118L157 117L155 114L154 115L156 117L151 114V117L152 116H154V117L150 118V120L147 121L146 123L139 122L140 120L138 121V119H137L139 117L135 113V112H137V109H138V111L141 109V108L140 109L139 108L136 109V107H138L136 105H137V103L139 104ZM45 103L50 106L52 115L54 117V120L51 119V118L46 119V117H44V116L41 117L40 116V114H44L45 113L44 112ZM109 103H112V104L110 105ZM201 104H203V102H201ZM213 104L214 103L212 102L211 103V106H213ZM218 104H220V103H218ZM105 105H107V106H105ZM112 105H114L115 108L119 110L118 112H122L123 114H125V118L130 117L129 119L127 118V121H129L130 119H133L134 121H132V123H136L137 124V122H139L138 123L139 126H137V128H127V127L125 128L124 126H122V124H112V123H110L111 122L109 120L110 117H107V115H105V107L106 108L109 107L108 109H112ZM187 105H190V104H187ZM203 107H204L203 109H206L207 108L206 106H203ZM217 107H218V105H217ZM195 108H198V107H195ZM195 108H193V109H195ZM224 108H226V107H224ZM244 108H247V107H244ZM42 109H43V111H41ZM208 109L209 108H207V110ZM248 109H246V110H248ZM216 110H213L211 115L221 116L220 113H222V115L224 114L223 112L216 111ZM224 110L225 109H223V111ZM227 110H229V109H227ZM113 111L115 112V110L112 109V112ZM201 111H203V110H201ZM229 111H230L229 113H234V112H231V110H229ZM232 111H234V110H232ZM180 112H182V111H180ZM241 112L244 113L243 111H241ZM138 113L139 112H137V114ZM225 113H228V111L225 112ZM248 113H250V112H248ZM109 114H111V113H109ZM134 114L136 115V117H135ZM140 114H142V112H140ZM182 114H184V113H180V115H182ZM235 114H238V112L235 113ZM47 115H49V113ZM146 115H147V113L144 114V116H146ZM197 115H199V114H197ZM239 115H242V114H239ZM250 115H252V114H250ZM139 116H141V115H139ZM166 116H164V117H166ZM186 116H187V114H186ZM208 116H210V115H208ZM223 116H221L220 118H222V120H223L222 122H226V120H224L225 116H224V118H223ZM226 116H227L226 118L229 117L228 115H226ZM193 117H195V116H193ZM242 117H244L245 123L251 121V117L248 116V115H246V114H244ZM260 117L261 116H259L258 118H260ZM205 118L207 119V116L204 117V119ZM218 118L219 117H217V119ZM230 118L231 119H229V120H231V121H232V119H234L233 117H230ZM151 119L153 120V123L151 122L152 121ZM184 119H182V120L185 121ZM197 119H199V117H197L195 120L197 121ZM238 119H241V117L238 118ZM208 120H209V122H207ZM218 120H220V119H218ZM72 121H74L73 128H74L75 132L77 133L75 135L80 136L81 140H79L77 138L79 140L78 141L75 136H73V135H67L65 133H64V136L61 135V133L59 134V135L63 136V138H59L58 137L59 135H57V138H53L51 136V134L53 133V131H58L63 124H67V123L72 122ZM244 121H242V122H244ZM124 122L125 121H122V123H124ZM200 122H202L201 119H200V121L198 120V124L196 123L199 129H200V127H201V129H203V126L204 125H205V128L206 129H207L208 126H211L210 124L209 125H206V123H211V119L210 118H208L207 120H204V123L202 122L204 124L203 126H201ZM166 123H168V122H166ZM219 123H221V122H218V124ZM229 123H231V122H229ZM226 124H228V123H226ZM241 124H243V123H241ZM64 126H66V125H64ZM227 126H230V125H227ZM241 126H243V125H241ZM63 127H61V129H63ZM70 127H72V126H70ZM219 127L222 130L225 129L224 132L230 130V127H227V129H226V127H222V125L219 126ZM233 127H235V126L233 125ZM252 127H254V126H252ZM194 128H195V126H194ZM198 128L197 129H194V130L200 131ZM64 129H65V127H64ZM209 129H212V127H209ZM235 129H237V127H235ZM255 129H256V127H255ZM255 129H252V130H255ZM259 129H260V126H259ZM66 130H68V126H67V129ZM180 130H176L175 132L180 131ZM242 130H246V129H242ZM191 131H192V129H189L188 130L189 133ZM198 131H195V132H198ZM202 131L200 133L203 134ZM232 131L234 133V130H232ZM58 132H61V131H58ZM248 132L249 131H247L245 134H247ZM177 133H179V132H177ZM177 133H175V134H177ZM200 133H198V134H200ZM228 133H229V135L237 134V133L231 134L230 131H228ZM263 133H264V131H263ZM263 133H260L261 136H262ZM186 135H188V139L191 140V141L193 139H195V140L205 139L204 136H206V135H201L200 134L201 136H199V137L196 136L197 138H194V137H192L193 135L190 136L191 134H186ZM249 135H247V136H249ZM178 136L179 135L175 136V138H177ZM185 136H184V138L186 139ZM223 136L221 138H223ZM230 137H232V136H230ZM255 137H258V135H256ZM180 138H182V137H180ZM184 138H182V139H184ZM211 138H213V137H209V138H207V140L208 139L212 140ZM250 138H252V136H250ZM250 138L249 137H244V136H238V137L235 138V140H234V142H233V144L231 146H229V144L228 145H221V144H219V145H221V146H229L228 149H226L225 147H223V148H225V150L222 149V151L223 152L225 151L226 152V155H229L230 157H233L232 159H234L237 156L236 158L245 160V166H241V169H243L242 167L247 168L246 166L248 164V167H250L249 172H251V174H252V171L255 172V169L257 168V165L254 166V162L255 161L253 162V160L255 158V155L254 156H251V155L257 154V153L254 152V149H255V147H259V151H260V146H254V144H256V143L253 142V140H254L253 138H252L253 140L250 139ZM48 139H49V142H47ZM188 139H186V140H188ZM232 139H233V137H232ZM225 140H223V141H225ZM259 140H262L264 142V138H262V137ZM6 141H9V143H8L9 145L8 144L6 145V143H5ZM201 141L202 142H205L204 140H201ZM262 141H257V142L258 143L260 142V144H261ZM197 142L198 141H196V145L194 146V148L196 146H198L199 143H197ZM202 142H200V143H202ZM90 143H89V146H88L89 148L92 145V144L90 145ZM206 143H207V145H209L208 142L202 143L201 145L206 144ZM95 144H94V147H95ZM257 145H259V144H257ZM221 146L219 148H221ZM262 146H264V145H262ZM198 147H200V146H198ZM198 147H197V150H195L193 148L195 150V152H197V154L194 152L196 154V156H198V154H200V153H201L200 155H202V156L208 154V152L205 153L204 151L205 150L206 151L209 150V152H210V148H211V147H206L204 149V151L199 152L202 148L198 149ZM106 148H109V147H106ZM191 151H190V153H192V154H190V153L189 154L191 156H195V155H193V152H191ZM241 152L243 154H242V156L241 155L239 156V154H241ZM3 153H5V152H2V154ZM220 153L221 152H218V153L216 152V154H219L221 156V154H223V153H221V154ZM190 155H188V156H190ZM243 156H245L246 158L243 157ZM247 156L251 157V159H249V157H247ZM260 156H262V155H260ZM7 157H9V156H7ZM7 157H6V162H8L7 161ZM110 157H112V155ZM239 157H242V158H239ZM10 158L12 159V157H10ZM10 158L8 160H10ZM243 158H245V159H243ZM179 159H181V158L179 157ZM249 160H252L253 163L250 162ZM177 161H179V160H177ZM258 161H262L260 159V157H259V160ZM143 162H145V163L151 162V163L143 165V164H141ZM160 162H162V163H160ZM184 162H186V161H184ZM12 163L10 164V166L11 165L14 166ZM250 163H252V164H250ZM258 163H261L262 164V162H258ZM258 163H256V164H258ZM263 163H264V161H263ZM5 165H6V163H5ZM233 165L235 167L236 163H233ZM134 166H136V165H133V168H137L138 167V166H136V167H134ZM262 166H260V168H262ZM168 167H171V165L168 166ZM234 167H232V168L234 169ZM153 168H155V167L153 166ZM233 169L230 168V170H232V171H233ZM144 170H146V169H144ZM168 170H170V168ZM262 170H264V168H262ZM132 171H133V169L130 172H132ZM137 172H139V171H137ZM233 173H234V171H233ZM236 173L239 174V172H236ZM169 175H171V174H169ZM234 175H232V176H234L236 178V175L237 174L234 173ZM247 176H249V175H247ZM237 178H236V180H237ZM250 180L251 179H249L248 181L251 182L252 180L251 181ZM226 181H230V183H231L232 180H229V176H228L227 179H226ZM238 181H239V179H238ZM240 182H236L237 183V185H236V183L233 181L232 183H235V185H234L235 188H232V187H234L233 185L231 187L227 186V188L229 189V190L227 189L228 192H227V190L222 189V187L217 188V186H216V188H217L216 189V191H217L216 193H218V194L211 193L213 200H211L212 199L211 198V199H209L208 202H202L201 203V204H203V203H206L207 204V205L204 204V206H203L204 207V210L206 209L205 212L208 211V213H206L207 215L205 214L204 210L202 209L203 207H201V204H198V201L196 203L197 204L196 206L197 207H201V209H198L197 207H192V208L184 209L183 210V206L179 205L181 202L180 203L177 202L176 204L179 205V207H176V204L175 203H171V204H169L170 205V208L168 209V208H165L166 203L165 204L162 203V205L161 204H159V205L157 204L155 206H159V207L162 206L163 208L161 207V209H160V208L156 207V209H154V210L152 209V211L154 213H156L155 211H157V209H160L157 212H160L161 214L162 213L165 214V212L168 213V211H169V213L166 214L165 216H167V215L170 214V216H168L169 218H172V216H173L172 219H177V218L180 219V221H174V220L170 219V220H172L174 222H171L169 220V218L168 219H165V220L169 221V222L166 221V223H168V224H166V226L168 227L169 224L171 225V226H169L170 228L168 227L166 229L171 230V228H173L174 231H176L177 233H179L181 236H185V238L189 236L190 231L196 229V234L192 231L191 232V234L193 233L192 235H194V234L197 235V234L200 233V237H199L200 239L205 237V239L208 240V241H202V240H205V239H201V240L200 239H197V240H200V241H195L196 240L195 237L197 238V236H193V238L191 236H189L191 238H186L185 239V241L188 240L187 242H185L186 243V246H188L186 248L195 246V249H196V247L199 248V249L200 248H203L204 249L205 253H202V255L199 254V257L204 256L203 259H205V260H203V261H205V262L207 261V262L206 263H203V261H201L202 259L200 258V259H198V261H201L202 263L198 262L199 264H226V263L227 264H246L247 262L249 263L250 261L245 262L244 261L245 259L243 260V258H241V257H243V255L242 256L241 255L238 256L239 255L238 253L239 252L241 253L242 251H238V253L236 255L234 254V252H235V249L238 248V247H242V248L244 247V248H246L245 246L247 245V242L250 243V244L253 243V241H250L249 242L250 239H247L248 241H245V240L242 239V236L241 237L237 236V235H241L240 233L243 232V231H241L242 230L241 228H245V223L248 224V222L250 221V219L249 220L242 219V220H247L244 223V227H243V224H242L241 219L239 217L240 216V212L237 211L238 210L237 208H235V207H238V206L234 205V207H231V204H230V206H227V208H228L227 209L225 207V205H226L225 201H223V202L221 201V203H220L219 201H220L221 198L219 199V197L217 196V195H219V192L220 191H222V193H224L223 190H225L228 193L226 195L229 196V195H232L233 194L234 195V198H236V199L237 198H241V197H245L247 195L246 194L247 193L246 192L247 191V187H242V185L239 187ZM249 182H247V184H250ZM236 186L239 187V189H236L237 188ZM167 187H169V185H167L166 188ZM254 187H256V185L253 186V189H254ZM230 188L233 191H231ZM162 189H164V188H162ZM241 189H243V191H244L245 194H243V192H242ZM23 190H25V189H23ZM236 190H238V191H236ZM214 192H215V190H214ZM18 193H23V192L21 190V191H18ZM112 194L113 193L111 192L110 195H109L110 198L113 197ZM125 195H127V194L118 195L115 198V199H117L115 201L116 202L115 205H117L118 208H120L121 211H124L125 208H127V206L132 203L131 202V199H129L130 197L129 196H125ZM2 196H0V197H2ZM213 196L218 197V198H215L214 199ZM228 196H227V198L230 199V201H232L233 204H235V203L238 202V200H237V202L234 203L233 200H235V199H233V197H232V199H233L232 200L230 198V196L229 197ZM19 197H21V196H19ZM2 198L0 200H2ZM206 198H207V196L205 197L204 201L205 200H208ZM225 198H226V196H225ZM37 199L34 201L35 203L34 202H31L32 204L29 202L30 198H27V200H26V203L28 202L29 206L31 204L30 208L35 206L34 208H36V211L39 209L38 208V204H36ZM5 200L3 199L4 202H5ZM210 200L211 201H214L212 205H209V204H211ZM215 201H217L218 203L215 202ZM243 201L246 202V201H249V199L248 200H244V198H243ZM133 202H135V201H133ZM156 203L157 202H155L154 204H156ZM263 203H264V201H263ZM28 204H26V207H27ZM218 204H219V207L221 206L220 207L221 210L219 209V207H215V206H218ZM220 204H224V205H220ZM24 205H25V203H24ZM24 205H22V207H21V205L20 206L17 205V206L23 208ZM42 205L43 204H41L40 206L42 207ZM198 205H200V206H198ZM227 205H229V203H227ZM174 206L179 211V212H176V213H179V215L178 214H174V215H178V217H176V216H174L172 214L173 213L172 211L175 208ZM222 206H223L224 211H226V212H223ZM241 206H242L241 207L242 208V211H245L247 205L245 206V204H242ZM243 206H244V208H243ZM262 206L264 208V205H262ZM43 208L44 207H42V209L40 211L39 210L38 211L41 212L43 210ZM46 208H44V209H46ZM113 208H115V206ZM187 208H188V206H187ZM194 208L195 209L197 208V209L194 210ZM230 208H232L231 209L232 211L231 210L228 211ZM263 208H260V209H263ZM86 209H88V208H86ZM215 209H216L217 212L219 210L220 213L217 214V212L214 211ZM31 211L33 212V214L32 213H28V215L29 214L34 215L35 209H33ZM85 211L86 210H84V212ZM116 211H117V209H116ZM212 211L214 212V214H217V215H220V214L223 215L222 213H224L225 215L224 216H219V218L222 217L223 218L222 221L224 223H229V224H224L223 225V222H220V221H219L220 223L218 224V221L216 219L217 217H214L213 216V219H216L214 222H217V224L215 225V223H213L215 225L213 227H210V225L209 226H205L202 223L204 220L201 219V218H204V217L201 216V214L202 215L205 214L204 216L209 217L210 215H212V214L209 215V213H213ZM246 211L244 213H247ZM261 211H262V214L263 215H258L259 217H256L255 218V220L256 221L258 220V221L256 223H253L251 225V228L254 229L253 230V233H254L255 230H257L256 231L257 233L259 231L260 232L261 231L264 232V225H262L264 223L261 220V219H264V209L263 210H260V212ZM64 212H66V211H64ZM69 212H66L65 214H66V216L69 215L67 218L70 219L71 221H64L63 218L62 219L59 218L56 221V225L57 226H53V227H55V229H60V232H61L64 229H67V228H64L62 226L63 224H68V222H70L72 224L73 223L72 220L75 222V220H76L75 219V216L74 215L70 216L71 214H68ZM198 213H199V216H201V218L198 216ZM35 214H37V213H35ZM157 214H155V215H157ZM171 214H172V216H171ZM226 214H229V215H226ZM230 214H232V215H230ZM234 214L238 215L239 218H237L236 215H234ZM50 215H52V214H50ZM81 215H82V213L79 216L81 217ZM83 215H84V213H83ZM247 215H248V213H247ZM195 216H197V217H195ZM230 216L232 217V219H233V217H235L234 219H236V218L239 219V221H236L235 222V220L229 219ZM244 216H245V214H244ZM47 217H50V216L48 215ZM63 217L65 219H67L64 215H63ZM73 217H74V219H72ZM126 217L122 216V219H124ZM193 217H194V219L197 218V220L199 218V220H198L199 222H200V219H201L202 222H200V223L198 222L199 224H196L195 222H197V220H193ZM207 217H206L205 220H207ZM210 217H212V216H210ZM224 217H226V218L224 219ZM247 217H249V216H247ZM161 218L164 219V216H161ZM165 218H167V217H165ZM227 218H228V220H227ZM46 219L48 220V218H46ZM51 219L54 220L56 218H51ZM157 219H160V218H157ZM213 219H210L211 221H209V222H212ZM37 220H39V219L37 218ZM52 220H49V223H52L51 222ZM224 220H227L228 222H225ZM231 220H232V222H231ZM39 221H41V220H39ZM39 221H38V225L39 226L37 224H35V225H37V229L39 227L41 228V226H40L41 223L39 224ZM121 221H123V220H121ZM259 221L262 222V223H258ZM64 222H67V223H64ZM84 222H82L81 226L83 225ZM192 222H194L193 225H192L194 229H192L191 228L192 226H190L192 224ZM43 223H45V221H43ZM77 223L79 224L81 222L79 221ZM162 223H164V221H162ZM189 223H191V224L189 225ZM45 224L44 225L41 224V225L44 227ZM74 224L76 225V223H74ZM74 224H73V226L70 225L71 227H69V229L72 228V227L75 228L74 227ZM194 224H196L195 227H194ZM47 225H48V223H47ZM47 225L45 227H47ZM88 225H90V224H88ZM188 225H189V228H191V229H188V227H187ZM64 226L65 227H68L66 225H64ZM43 227L41 228L42 231H43ZM40 228L38 230H40ZM61 228H64V229L61 230ZM37 229L32 227V229H31L32 231L31 232H32V235L33 236L34 235H38ZM69 229H67V231ZM88 229L89 228H87L86 230H88ZM52 230H54V229H52ZM107 230H109V228L108 229L106 228V231ZM54 231H56V230H54ZM54 231H52V233H55L56 234L57 232H54ZM82 231H84V230H82ZM60 232H58V233H60ZM85 232L88 233V235H90V233H89L90 231L89 232L85 231ZM201 232H206L207 233V236L201 235ZM226 232L229 233V234H227L228 236L231 233H233V234H231L230 236H233L235 233L236 234L231 238L230 236L228 237L227 235H225ZM64 233L65 232L63 231V234ZM78 233H79V231H78ZM105 233H109V232L107 231ZM169 233H170V231H169ZM206 233H205V235H206ZM253 233H251V234H252L253 237H255L256 234L254 236ZM51 234H48V236H50ZM261 234H264V233H259L258 235H261ZM52 235H54V234H52ZM57 235H59V234H57ZM57 235H54L53 238L56 237ZM88 235L86 236V234L85 235L83 234V236H85L84 238L90 237ZM244 235H246V233ZM67 236H70L69 238L73 237V236H71L70 233L67 234ZM83 236H81V237H83ZM28 237H26V238H28ZM41 237H39V238H41ZM243 237H245V236H243ZM61 238H63V237H61ZM61 238L60 237L59 238H55V240H57L56 243L57 242L60 243L58 241V239L61 240ZM78 238L80 239V237H78ZM225 238H227V239H225ZM256 238L257 237L252 238V239H255L254 241H256ZM28 239H30V238H28ZM72 239H70V240H72ZM192 239H194V240H192ZM51 240H53V239H51ZM73 241L75 242L76 240L69 241L66 244L63 243L62 244L63 246L60 244L61 245L60 251L57 249L59 251L58 254L55 257H52V258L49 257L50 260H51L50 261L51 264H60L61 260L66 261L67 264H96V263L91 262L92 260L90 261L89 258H87L85 254L81 253V251L78 252L76 250V248L74 247L73 243H72ZM191 241H193L192 246L191 245H188V244L191 243ZM36 242H37V239H36L35 243ZM58 243H57V245H58ZM257 243H260V241L259 242L257 241ZM50 244L53 246V244H55V242H51ZM44 245H46V244H44ZM102 246H104V245H100L99 247L102 248ZM182 246H184V245H182ZM30 247H32V248H30ZM90 247H91V245H90ZM95 247H97V246H93L94 249H97V250L99 249V248H95ZM117 247H120V246H117ZM29 248H30V254L27 253V254H29V256L27 255L28 258L25 259L24 261H16L13 258V254H15V253L17 254V251L16 250H18V253H19L20 252V249H23V251H24V249L25 250L26 249L28 250ZM103 248H105V249H103ZM103 248L102 249H99L100 250L99 252L105 253V251L102 252L101 250H106L107 248L106 247H103ZM120 248H122V247H120ZM257 248H259V247L257 246ZM86 249H88V248H86ZM193 249L190 248V249H187V250L189 251V250H193ZM199 249H196L197 252L195 254H197L199 252L198 251ZM120 250H118V251H120ZM122 250L120 251L121 253L124 251V250L123 251ZM249 250L251 251L250 248H249ZM94 251H92V250L90 251V252H93V254H91V256L97 257L98 260L100 258H103L104 257L103 260L105 261L106 264H107V261H109L108 264H111L110 262H116L117 263V261H114L115 260L114 256L112 257V256H110V254L109 255L108 254H102L104 256L103 257H99V255L100 256H102V255L99 252H96L95 251L96 253H99L98 256H96L94 254ZM13 252H15V253H13ZM190 252H192V251H190ZM166 253H168V252H166ZM262 253H264V251ZM262 253H260V254L262 255ZM205 254H208L207 257H209V256L210 257L207 258L205 256ZM248 254L249 255H252L251 252H248ZM87 255H89V253H87ZM106 255L107 256H110L111 258L110 257H106ZM192 255H194V254H192ZM261 255L260 256L257 255V257L262 258ZM196 256H198V255H196ZM196 256H194V257H196ZM126 257H127V259H129V258H131V259L127 260ZM126 257H125V259L128 262L126 264H129V263L130 264H132V263L134 264L135 263L134 260L135 261L138 260V259H135V258L133 259V257H131V256H126ZM246 257L247 256H245V258ZM259 258H257V259H259ZM17 259H19V258H17ZM93 260H95V258ZM131 260L133 262H130ZM100 261H102V259L99 260L98 262L100 263ZM150 261H153V260L152 259L151 260H146L145 259V262H146L145 264H153L154 263V262L153 263H150ZM258 261H259L258 262L259 264H264V257L262 259H259ZM98 262H97V264H99ZM139 262H141V261L139 260L138 262H136V264H138ZM254 262H255V260H254ZM61 263H63V262H61ZM116 263H114V264H116ZM143 263H144V261H143ZM143 263H141V264H143ZM100 264H102V262Z\"/></svg>","mask_w":264,"mask_h":264}]
</instances>
